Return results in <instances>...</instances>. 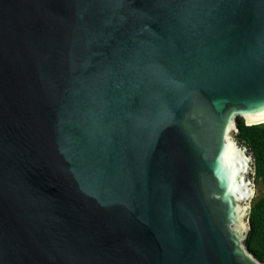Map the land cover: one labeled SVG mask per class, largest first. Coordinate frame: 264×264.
<instances>
[{
  "label": "water",
  "instance_id": "1",
  "mask_svg": "<svg viewBox=\"0 0 264 264\" xmlns=\"http://www.w3.org/2000/svg\"><path fill=\"white\" fill-rule=\"evenodd\" d=\"M238 118L264 0H0V264H264Z\"/></svg>",
  "mask_w": 264,
  "mask_h": 264
},
{
  "label": "trees",
  "instance_id": "2",
  "mask_svg": "<svg viewBox=\"0 0 264 264\" xmlns=\"http://www.w3.org/2000/svg\"><path fill=\"white\" fill-rule=\"evenodd\" d=\"M236 141L246 146L254 158V183H261L262 193L251 204L249 223L251 229L245 245L259 261L264 262V123L246 126L237 119Z\"/></svg>",
  "mask_w": 264,
  "mask_h": 264
},
{
  "label": "rangeland",
  "instance_id": "3",
  "mask_svg": "<svg viewBox=\"0 0 264 264\" xmlns=\"http://www.w3.org/2000/svg\"><path fill=\"white\" fill-rule=\"evenodd\" d=\"M233 137L235 138V133L233 134ZM251 178L253 179L252 175ZM261 193H262V185L261 183H258L255 186V192L251 204L253 203L254 200H256V198H258L261 195Z\"/></svg>",
  "mask_w": 264,
  "mask_h": 264
},
{
  "label": "flooded vegetation",
  "instance_id": "4",
  "mask_svg": "<svg viewBox=\"0 0 264 264\" xmlns=\"http://www.w3.org/2000/svg\"><path fill=\"white\" fill-rule=\"evenodd\" d=\"M239 144V143H238ZM240 145V144H239ZM252 177H253V179H254V174L252 175ZM255 186H256V184H255ZM255 186H254V189H255Z\"/></svg>",
  "mask_w": 264,
  "mask_h": 264
}]
</instances>
